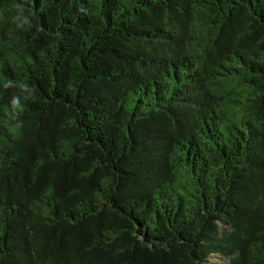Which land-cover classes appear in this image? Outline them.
Instances as JSON below:
<instances>
[{"label":"trees","instance_id":"1","mask_svg":"<svg viewBox=\"0 0 264 264\" xmlns=\"http://www.w3.org/2000/svg\"><path fill=\"white\" fill-rule=\"evenodd\" d=\"M0 264H264V0H0Z\"/></svg>","mask_w":264,"mask_h":264},{"label":"rangeland","instance_id":"2","mask_svg":"<svg viewBox=\"0 0 264 264\" xmlns=\"http://www.w3.org/2000/svg\"><path fill=\"white\" fill-rule=\"evenodd\" d=\"M210 261H214V258L212 257V258H210Z\"/></svg>","mask_w":264,"mask_h":264}]
</instances>
